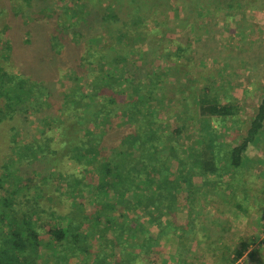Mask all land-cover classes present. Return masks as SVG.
Segmentation results:
<instances>
[{
  "label": "rangeland",
  "instance_id": "rangeland-1",
  "mask_svg": "<svg viewBox=\"0 0 264 264\" xmlns=\"http://www.w3.org/2000/svg\"><path fill=\"white\" fill-rule=\"evenodd\" d=\"M139 1L89 0L87 4L94 10L87 42L100 48L106 38L113 43L112 27L128 32L130 38L110 45V50L129 53L130 62L141 67L138 82L145 90L154 91L153 98L150 94L149 102L142 104V94L130 98L132 90L125 80L115 82L118 105L109 115L110 121L103 123L107 114L100 112V107L107 93L102 98L95 97L88 81L83 90L84 101H89L87 106L79 101L77 110L60 108L61 95L71 85L68 75L70 64L75 65V51H59L57 46L49 49L48 41L53 35L63 37L60 25L72 24L76 19L75 12L81 8L79 0H0V199L8 197L18 216L25 215L36 222L37 254L43 264H91L102 248L103 241L94 225L98 216L95 184L99 165L97 161L77 163L70 150L91 145L96 134L102 133L103 153L114 157L115 147L124 149L123 137L137 127L127 115L122 117V109L131 102H137L143 116L148 113L152 127L165 132L164 139L174 141L185 154L200 144L196 133L199 124L194 130L190 124L181 134L176 130L183 124L181 117L190 113L196 116L198 106L192 100L200 90L219 95L222 104H235V121L229 118L226 125L217 126L227 145L237 144L245 136L263 96L264 0H234L235 7L221 11L196 8L191 0H146L153 5L142 9L143 19L136 24L135 8L139 7L135 4ZM155 2L159 4L154 5ZM110 3L119 12V19L110 18ZM82 45L86 44L79 43L84 51ZM149 71L162 77L159 86L143 77ZM124 75L132 77L130 71ZM24 78L52 89L50 106L31 107L30 100H21L27 96L21 95L14 100L20 104L17 112L7 110L4 88ZM105 80L103 76L101 81ZM38 143L45 147L48 143V147L32 159L30 154ZM221 177L216 179L217 187H202V202L188 226L185 204L180 203L178 214L165 216L167 222L174 220L192 231L183 251L185 263L176 261L177 235L173 224L156 239V247L148 255L141 250L139 230L131 220L133 209L119 218V222L137 227L132 236L128 235L121 255L141 259V264H264V126L243 154L241 166L233 174ZM212 178L215 177L194 175L196 183ZM141 183L144 184L139 181L134 190L109 195V199L128 206L141 198ZM182 194L183 190L177 194L178 199H182ZM77 206L84 208L79 217L88 219L78 231L83 242L78 240L75 244L69 238L68 242L56 243L49 228L55 222L66 223L64 218H76ZM7 209L0 201V211ZM105 212L117 215V210ZM2 226L1 239L7 233ZM70 226L74 228L75 224ZM80 243L85 245L83 251L78 249ZM244 244L246 250L237 258L236 252Z\"/></svg>",
  "mask_w": 264,
  "mask_h": 264
},
{
  "label": "trees",
  "instance_id": "trees-1",
  "mask_svg": "<svg viewBox=\"0 0 264 264\" xmlns=\"http://www.w3.org/2000/svg\"><path fill=\"white\" fill-rule=\"evenodd\" d=\"M88 1L79 0L81 8L75 12L76 19L73 20L72 24H67L68 22L61 24L63 37L51 36L48 46L49 49L53 50L56 48L54 46H57L59 51L71 49L75 51L73 53L75 65L70 64L72 69L68 75L71 85L68 91L61 95L62 104L60 108L62 110H77V107L80 106L78 105L79 101H81L82 106L89 103V101H84L86 95L83 91L88 81V84L93 88L95 97L102 98L107 93L104 100L101 101L100 107V112L107 114L101 122L107 123L111 119L109 115L113 108L118 105V90L114 86L115 82L125 80L132 90L130 98L142 94V104L149 102L150 94L153 98L154 91L151 88L145 90L142 84L138 82L141 67L130 62L129 53L110 50V45L123 43L124 38L129 35L128 32L116 28L117 26L115 29L112 27L110 36L113 43H110L106 38L105 44H102L100 48H95L90 44L91 42H87V38L90 37H88V31L93 26L90 16L94 11L91 6H87ZM158 4L157 2L154 3V5ZM191 4L196 8L199 6L205 9L213 7L218 11L235 7L234 0H191ZM110 5V18L119 19V12L115 9V5L113 3ZM135 5L139 7L135 8L137 19L134 22L137 24L143 19L142 9L145 10L148 8L147 6L151 7L153 4L151 1L140 0ZM189 8L191 7L189 6ZM103 26L107 30L106 26ZM103 35L106 36L105 33ZM79 43L86 44V46L82 45L83 52ZM126 71H130L131 78L125 77ZM103 76H106L104 82L101 81ZM143 77L150 78L155 86H159V83L163 81L159 73L153 71H149ZM2 78H0L1 81ZM12 82L13 85L8 89H1L4 91L3 95L6 97L9 112L15 113L20 108V104L16 105L14 100L20 98L21 95L27 96L21 97V100L23 102L30 100L29 106L31 107L36 108V104L40 108L50 106V91L52 89L49 86L42 83L40 85L34 84L36 81L29 83L25 78ZM110 90L112 92L108 93ZM106 99H109L108 101L111 103L105 104L108 103ZM192 101L198 106L196 116L190 113L188 116L181 117L182 126L177 130V127L173 128V131L176 130V133L181 134L190 124L193 130L195 125L199 124L200 132L196 130V133H199L200 144L190 147L185 154L174 145V141L164 139L165 132L157 127H152L148 113L143 116L144 113L138 108L137 102H131L129 106L122 109V117L127 115L129 121L134 122L137 127L135 131L123 137L122 142L126 145L124 149H121L120 145L115 147L114 157H106L103 153L102 133L96 134V140L92 141L91 145L83 144L82 148L81 145L74 146L70 150L72 158L77 163H84L83 161H85V163L90 164L97 161L99 165L96 167L98 182L95 184L97 190L95 209L98 210V216L94 225L97 228L96 234L103 241V246L93 256L91 264H141V259H130L121 255L128 242V235L132 236L135 231L134 228L138 227L140 240L138 246L148 255L155 246L156 239L168 232V228L172 224L176 227L173 229L176 230L175 235H177L176 261L178 263L186 262L183 251L192 231L179 226L174 220L171 223L167 222L165 216L171 213L175 215L176 211H179L180 203L185 204L187 215L185 221H187L188 226L194 212L197 211L202 202V187L209 184L217 187V178L222 179L221 176L226 173L228 175L233 174L235 168L241 166L243 154L250 144L257 139L264 126V93L245 136L239 143L233 145H227V142L221 139L220 129H217V126L226 125L225 122L229 118L235 121V104H222L219 95H212L203 89L194 95ZM160 138L162 141L156 142V139L160 140ZM46 147H48V143ZM46 147L44 144L38 143L34 147L33 153L30 154L32 159L38 157L39 153L43 154ZM195 174L211 175L215 178L203 179L201 183H196ZM139 181L144 182V184L141 183L143 186L139 189L143 193L141 198H138L134 203L130 202L128 206H124L122 202L109 199V195L114 196L136 189ZM181 190H183L184 194L182 195L184 196L182 199H178L177 194ZM0 201L2 207H8L6 211H0V228L2 224L7 231L2 239L0 235V264H43L37 254L39 240L36 222L25 215L18 216L8 197H4ZM106 209L117 210V215H107ZM128 209H133L134 214L131 220L137 227H134V224L133 227H130L127 225L128 223L119 222L120 216L122 217L125 212H129ZM81 211H84V208L77 206L76 213H74L76 218H68V220L64 218L66 223L59 221L51 225L48 232L56 243L61 244L64 240L68 242L69 238H73L75 244H78V240L83 242L84 238L79 237L78 231L81 230L85 221L88 222V219L79 217ZM68 221L70 224L74 223L75 227L72 228ZM164 222H167V225ZM73 247L76 246L73 245ZM246 247L247 244H244L236 252L237 258L244 253ZM84 248L85 245L83 244L78 247L81 251Z\"/></svg>",
  "mask_w": 264,
  "mask_h": 264
}]
</instances>
